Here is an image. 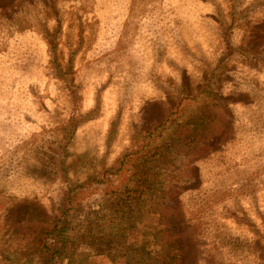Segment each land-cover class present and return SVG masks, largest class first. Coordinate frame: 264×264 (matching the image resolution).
<instances>
[{"label":"rangeland","instance_id":"obj_1","mask_svg":"<svg viewBox=\"0 0 264 264\" xmlns=\"http://www.w3.org/2000/svg\"><path fill=\"white\" fill-rule=\"evenodd\" d=\"M114 3L0 0V89L9 97L0 104V255L38 264L63 128L76 127L71 160L91 159L99 172L162 127L152 173L139 170L156 186L143 192L134 179L88 214L65 264H216L218 256L264 264L263 200L255 207L246 195V205L220 212L207 193L212 213L199 219L184 197L207 188L199 182L207 170L237 162L248 171L233 182L235 195L264 198V0H133L132 15L112 23ZM108 21L98 53L91 40ZM216 224L220 243L211 239Z\"/></svg>","mask_w":264,"mask_h":264},{"label":"trees","instance_id":"obj_2","mask_svg":"<svg viewBox=\"0 0 264 264\" xmlns=\"http://www.w3.org/2000/svg\"><path fill=\"white\" fill-rule=\"evenodd\" d=\"M115 1H117V3L116 5L114 3V7H111L113 9L112 12L110 14L109 12H106L105 14V17L106 15H108L107 19H109L112 23H115L117 19H119L122 15L126 17L132 15H126V13H128V9L131 7L130 4L133 0ZM182 24H180V27H182ZM223 27L224 26H221V31L223 30ZM110 28L111 23L108 21L105 24V29L107 30V32L104 35L99 36L95 41L91 40L92 44L97 47L98 53H103L106 48V45L99 43L106 42V36L108 35ZM0 59L2 58L0 57ZM30 65H33V58L30 60ZM86 70L81 74L82 81L87 79ZM23 71L28 74V72L31 70L25 68L23 69ZM40 75L41 77H43V74ZM209 91L210 90L208 88V90H206V93ZM3 92L4 90L0 89V104H3L2 106H5L9 102V97L5 96ZM75 130L76 127L74 126H70V128L66 129L63 128L64 139L58 153L59 166L58 170H54L53 172V174L55 173L56 177L53 181L51 190V195H53L54 199V207L52 211L53 215L51 216L53 221L51 226L46 228V232L43 233L42 237L40 238L41 255L39 256V259L37 261L38 264H65V261L71 257L74 251L72 247L71 237L78 223L85 217H87L88 214H91L92 212L97 210L107 198L117 195L124 188L129 187L131 183H134V179H136V184L142 188L143 192H146L148 190L147 188H145V184H151L155 186L157 184V179L155 177L145 178L144 175L139 172V170L140 168H144L145 171H150H146L147 173H152V164H150V162H153V157L157 155V148L151 147V145L154 143L157 134L160 135V133L162 132V127L156 128V133L154 132L155 134H150V138L148 139L147 143L141 146L142 148H139L136 151L126 152L117 161V164L115 166L111 168L103 166V169L99 172L95 171L98 168L97 166H95V163L91 159L82 158L80 160H71L70 148L75 140ZM26 153L27 152L25 151L23 154ZM29 156L30 154L25 155L26 158H28ZM235 165V169L228 168L227 170H223L225 166L221 165L220 170L216 169L217 172L213 174L209 170H207L206 164L205 169L212 176L207 178L204 174V180L199 179V182L207 183V188L204 189L205 186L192 188L191 190H188L184 196L193 215L198 216L200 219V217L204 218L205 214L212 213L209 212L210 210L208 211L203 205L207 193L209 194L211 205L213 203H216L214 210H219L220 212L231 213V207L233 205L237 207L241 206L242 203L246 205V195L252 196L251 203H249L250 205L254 204L255 207H259L261 205V202L262 200L264 201V198H259V191L257 192L250 189V192H245L243 189H241V191L238 192L239 195H235L236 193H234L232 187H234L233 185L238 184H235L233 182L237 177H244L248 171L245 168L241 169L237 162H235ZM197 169L198 172L201 171V166L199 167V164L197 165ZM212 170H214V168ZM30 175L35 176L36 174H32L30 172L29 176ZM82 175L85 176L82 177ZM245 180L247 179L245 178ZM219 189L222 193H225L223 197L219 196ZM2 192H4V189L2 190ZM4 196L5 192L3 193V197ZM211 216H213V214ZM213 221L214 223H216V219L213 218ZM216 226L217 227L215 229V232L211 234V239L213 242L220 243L225 236L220 234L222 226L219 224H216ZM217 259L218 261L216 264H235L231 261L223 260L224 257L222 256H218ZM240 260L244 261L243 258H241ZM173 261L174 260L172 259V262ZM0 264L12 263L6 262L5 258L0 255Z\"/></svg>","mask_w":264,"mask_h":264}]
</instances>
